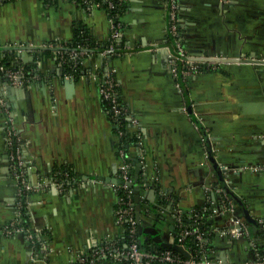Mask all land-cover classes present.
Instances as JSON below:
<instances>
[{"label": "crops", "instance_id": "crops-1", "mask_svg": "<svg viewBox=\"0 0 264 264\" xmlns=\"http://www.w3.org/2000/svg\"><path fill=\"white\" fill-rule=\"evenodd\" d=\"M125 4L127 52L107 57L88 51L77 76L42 45L69 41L81 28L96 47L103 46L111 33L107 10L87 11L74 0L0 5L1 47H39L1 48L2 55L14 51L41 74L22 88L0 77L5 103L0 108V264H75L89 247L123 237L115 217L120 137L92 76L107 66L115 69L120 97L137 120L130 131L138 129L146 149L140 195L154 205L159 198L167 202L155 207L162 222L144 214L143 226H154L169 240L174 236L169 217L176 208L190 215L206 205L214 211L212 258L252 260V243L264 246V169L254 167L264 166V0H178L188 55L232 59L191 76H175L170 69L167 0ZM8 116L21 140L30 189L13 166ZM125 149L137 158L134 146ZM61 169L72 179L64 190L54 181ZM221 174L257 219L256 230L249 223L246 235L223 233L232 214L223 204ZM236 213L245 218L240 205ZM11 226L22 229L10 233ZM30 232L35 236L29 238ZM96 264L111 263L103 258Z\"/></svg>", "mask_w": 264, "mask_h": 264}, {"label": "built area", "instance_id": "built-area-1", "mask_svg": "<svg viewBox=\"0 0 264 264\" xmlns=\"http://www.w3.org/2000/svg\"><path fill=\"white\" fill-rule=\"evenodd\" d=\"M11 0H0V5ZM80 3L87 11H93L97 8H103L107 10L110 23L111 33L108 40L103 46L97 47L99 51L107 55V57L118 56L126 53V44L123 40V21L121 20V14L123 12V4L126 0H74ZM168 9V26L167 31L170 36V54L169 65L171 72L178 76H191L197 72L202 71L204 68H217L222 61H219L220 57H202L194 58L190 57L183 45L182 36L178 27V0H167ZM113 11V12H112ZM84 31V30H82ZM17 46V45H15ZM18 46L24 47V49L34 50V45L19 44ZM44 48L52 49L56 53V57L59 63L72 67L70 70V76L74 75L77 70L83 66L84 59L89 51L87 46L83 43L78 44L75 48H69L62 41L45 43L42 45ZM20 56L12 64L3 62L4 56L1 52L0 44V77L6 80L7 84L17 87H27L32 84L33 81L39 79L41 74L37 66L26 68L20 59ZM93 78L99 80V92L102 97L105 109L108 115L116 122L117 132L120 137L119 151L123 157L122 162L118 168V180L116 181L115 188L117 192V203L115 207V217L119 225L124 229V232H129L130 241L124 242L123 237L120 240H107L98 246L89 247L90 251L79 254L75 264H96L103 258L109 261L111 264H264V255H261L257 243H252V249L254 252V259L246 261H222L220 259H214L203 254L200 259L197 258L190 247L186 244V239L189 236H195L200 242L198 243L200 252H205L204 243L209 241L207 234L197 225L203 217L202 212L210 211L213 214L214 211L210 206H204L203 210H192L190 217L196 222L194 225L189 226L183 222V216L185 211L176 208L173 212V218L175 223L173 224L174 236L169 238V241L185 245L186 249L190 252L191 256H182L175 252L172 248L163 251L150 252L145 250L141 246V239L138 231V221L136 217V202H135V184L134 175L137 166V161L140 163L139 172L144 175V165L146 158V149L143 143L141 133L137 131L133 134V146L138 150L139 154L135 159L136 162L130 161L128 153L124 147L126 139H128L129 130L128 127L137 126V120L132 117L128 108L120 97L119 83L115 76V69L112 67H105L99 74L93 73ZM3 99L0 98V108L4 105ZM7 142L11 146V157L13 160V166L15 167L16 174L25 184L26 188L30 189V185L26 179L25 162L22 155L21 140L17 135L14 126L13 119L7 117ZM126 140V141H125ZM257 170H263V165L254 166ZM141 175V176H142ZM140 176V175H139ZM56 183L61 189L72 186V179L69 172L58 171L55 173ZM139 184V181H138ZM140 188L145 187V183H141ZM140 189V191H141ZM224 198L223 204L225 210L229 211L231 215V225L229 229L223 231L225 234H230L235 237H240L249 233V223L242 216L236 213L237 205L233 201V198L223 190ZM142 197V196H141ZM145 199V198H144ZM145 211L149 214L151 211L146 205ZM179 228V231L176 228ZM22 228L13 227L8 229L10 233L14 231H21ZM29 238L35 236L34 233L28 234ZM122 244V245H121ZM109 259V260H108ZM34 264V261L32 262Z\"/></svg>", "mask_w": 264, "mask_h": 264}, {"label": "trees", "instance_id": "trees-1", "mask_svg": "<svg viewBox=\"0 0 264 264\" xmlns=\"http://www.w3.org/2000/svg\"><path fill=\"white\" fill-rule=\"evenodd\" d=\"M125 6H126V4H123V8H125ZM76 30L77 31H76L75 37L73 39H71L69 41H63V43H65L67 45V47L72 49V48H75L78 44L83 43V44H85L87 46V49H89V51L95 50V49H96L95 51L99 50V48L96 47L97 46L96 43H94L91 40L90 35L88 34V32L86 30L81 29V28H77ZM82 30H84V31H82ZM98 47L102 48L101 46H98ZM13 52H8V53L6 52L7 54H5L3 62L8 63V64H12L13 62H16L15 60H17V57L14 55ZM32 66H34V63L26 64V68H30ZM68 68H69V70L72 71V69H71L72 67H68ZM82 68H83V66H81L77 70V72L75 73L76 76L81 72ZM127 128L129 130V135L128 136H130V137H128V139H126L127 141L125 140L126 143H125L124 147H127V149H130V147L133 146L134 135L131 133L130 127L127 126ZM129 160L136 162L135 159H131L130 157H129ZM139 174H140V172H139ZM141 175L142 174H140V176H139V181L142 178ZM233 201H234V199H233ZM155 203H156V205L151 204L147 199H144V198L141 197V201H140L141 215H144V214L147 215V212L145 211V207L147 205L149 207L150 211H151L147 216L155 217L156 223L158 221L162 222L163 215L161 216L159 214V212L155 209V207L158 208V207H161V206H165V204L167 205L166 199L159 198V200L157 202H155ZM235 204L238 205L236 202H235ZM203 207L204 206L198 207V208H196V210L201 211V210H203ZM201 213L203 214V217H202V219L200 220V222L197 225L200 227L201 230H203L205 232V234H207L208 238H210L211 235H212V232H213L212 228L209 226L210 211H206V212H202L201 211ZM169 218H171L170 223H172V225H173L175 223L173 215H171ZM164 222H166V221H164ZM183 222L185 224L189 225V226H192V225L195 224L196 221L193 218H191L190 215L188 213H186V211H185V214L183 216ZM176 230L179 231V228L177 227ZM138 231H139V228H138ZM173 231H174V229H173ZM124 233H125V235L123 237V241L124 242H129L130 241L129 232L125 231ZM138 234H139L140 239H141V246L147 251L155 252V251H163V250H166V249H171V248H165V247H163V246H161L159 244H156L154 242L153 236L151 234L144 235V234H141L140 232ZM185 242L190 247V249L195 254H197V258L198 259H200V257L204 253L207 254L208 257L211 258V255H212L211 246L209 245L208 241L206 243H204L205 252H203V253L200 252V250H199L198 243L200 241L195 236L187 237ZM257 247H258V250H259L260 254L264 255V246L260 245V242H257ZM174 251L179 253L182 256L181 258L184 259L182 253H180V252H178L176 250H174ZM177 264H184V263H177Z\"/></svg>", "mask_w": 264, "mask_h": 264}, {"label": "water", "instance_id": "water-1", "mask_svg": "<svg viewBox=\"0 0 264 264\" xmlns=\"http://www.w3.org/2000/svg\"><path fill=\"white\" fill-rule=\"evenodd\" d=\"M1 48H5V47H1ZM8 48L11 50H26V49H24V47H21V46H11V47H7L5 49H8ZM35 48H39V47H35ZM24 53H25V51L22 52V54H24ZM218 60L222 61V62H225V61L227 62L228 60H232V59L218 58ZM0 83H1V79H0ZM210 158L212 161L215 162V160H214L215 157L212 154L210 155ZM216 165H217V163H216ZM139 168H140V163L137 161V166H136L135 175H134V184H135L136 217H137V221H138L139 232L141 234H144V235L151 234L153 236L154 242L156 244H159L165 248H172V249L182 253L186 257H190L191 254L186 249L185 245H181V244L171 242L169 240H165L163 238V236L160 233H158V231L156 230V228L154 226L153 227H144L143 226L142 221H141L142 219H141V210H140L141 209V207H140V201H141V195L140 194L141 193H140V186L138 184L139 175H140L139 174ZM220 177H221V184L224 186L225 191L227 193H229V195H231V197L234 199V201L238 205H240V207L243 211V214H244L245 218L247 219L248 223L253 225L254 229L256 230L257 226L259 225L257 219L250 214V210L244 205V202L237 195H235L234 191H232V189H230L226 185L224 175L221 174ZM114 181H115V179H114Z\"/></svg>", "mask_w": 264, "mask_h": 264}]
</instances>
